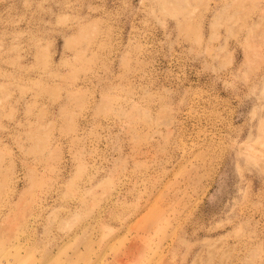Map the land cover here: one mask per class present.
I'll list each match as a JSON object with an SVG mask.
<instances>
[{
	"label": "rangeland",
	"instance_id": "rangeland-1",
	"mask_svg": "<svg viewBox=\"0 0 264 264\" xmlns=\"http://www.w3.org/2000/svg\"><path fill=\"white\" fill-rule=\"evenodd\" d=\"M0 264H264V0H0Z\"/></svg>",
	"mask_w": 264,
	"mask_h": 264
}]
</instances>
